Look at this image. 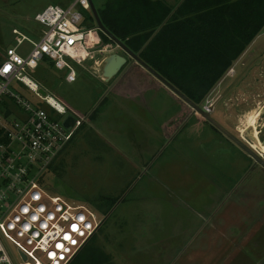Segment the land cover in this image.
<instances>
[{
	"label": "rangeland",
	"instance_id": "obj_1",
	"mask_svg": "<svg viewBox=\"0 0 264 264\" xmlns=\"http://www.w3.org/2000/svg\"><path fill=\"white\" fill-rule=\"evenodd\" d=\"M74 1L0 0V62L15 40L13 29L38 40L44 27L36 15ZM165 1L177 8L184 0ZM93 2L99 9L114 0ZM83 14L90 27L92 11ZM263 33L252 45L264 44ZM104 35H97L99 48L125 55ZM96 59L74 64L73 83L51 65L36 74L49 93L87 119L43 181L99 216L101 228L88 248L110 264H264V168L200 115L186 118L193 109L137 63L106 83L100 63L93 69ZM232 81L227 73L204 105ZM243 93L218 103L212 117L264 157V101L255 97L260 91ZM86 138L100 140L97 150L86 148Z\"/></svg>",
	"mask_w": 264,
	"mask_h": 264
},
{
	"label": "built area",
	"instance_id": "obj_2",
	"mask_svg": "<svg viewBox=\"0 0 264 264\" xmlns=\"http://www.w3.org/2000/svg\"><path fill=\"white\" fill-rule=\"evenodd\" d=\"M83 11H91L90 0H75L67 8L49 5L35 17L44 27L40 39L13 29L15 40L0 63V264H70L102 225L91 207L41 183L87 119L49 93L36 71L51 64L73 83L74 64L83 67L97 55L94 69L109 52L97 45V26L83 25ZM204 107L211 113L214 102ZM67 115L76 118L70 131L63 126Z\"/></svg>",
	"mask_w": 264,
	"mask_h": 264
},
{
	"label": "trees",
	"instance_id": "obj_3",
	"mask_svg": "<svg viewBox=\"0 0 264 264\" xmlns=\"http://www.w3.org/2000/svg\"><path fill=\"white\" fill-rule=\"evenodd\" d=\"M97 10L111 33L202 106L264 30V0H184L177 8L165 0H114ZM94 26L92 19L90 27ZM103 37L113 44L107 36ZM98 114L96 108L89 118L94 121ZM84 127L83 124L70 144ZM41 183L57 194L44 184L43 177ZM96 237L97 234L91 241ZM88 244L70 264H110L100 252L90 250Z\"/></svg>",
	"mask_w": 264,
	"mask_h": 264
},
{
	"label": "water",
	"instance_id": "obj_4",
	"mask_svg": "<svg viewBox=\"0 0 264 264\" xmlns=\"http://www.w3.org/2000/svg\"><path fill=\"white\" fill-rule=\"evenodd\" d=\"M90 5L97 28L125 52V55L120 53H109L102 58L100 62V67L102 68V79L106 83H111L112 81L117 79L121 75V73L123 75L132 63H137L148 73L154 76L159 82H161L167 89H169L176 96H178V98L188 104L194 110V112L200 114V116H202L206 121H208L213 127L219 130L234 144H236L245 153H247L254 160L255 165H260L262 168H264V157L260 153H258L253 147L246 143L242 138H239L230 131H228L225 127H223L218 121H216L212 117L210 112L206 111L205 109L194 103L177 87H175L172 83H170L167 79H165L161 74H159L156 70L150 67L147 63H145L139 57L138 54L134 53L124 42L118 39L105 27L93 0H90ZM40 92L43 95H46V92L43 89H41ZM213 108L214 107H212L211 110H213ZM75 124L76 118L72 115H67L63 120V126L69 131L73 129Z\"/></svg>",
	"mask_w": 264,
	"mask_h": 264
},
{
	"label": "flooded vegetation",
	"instance_id": "obj_5",
	"mask_svg": "<svg viewBox=\"0 0 264 264\" xmlns=\"http://www.w3.org/2000/svg\"><path fill=\"white\" fill-rule=\"evenodd\" d=\"M239 64L241 65L240 70L238 69ZM228 75L231 78H233V81L231 82V84H229V86L226 89H224L221 93H219L216 99H214V108L211 112V115L214 112L217 104L220 103L221 101L223 102L226 97L235 98V96L237 97V95L241 93L246 96V93H243L245 91H248L250 93L255 92V90L260 91V93L256 94L255 97H259L260 103L264 101V44L261 46H257L255 43L254 45L249 46L246 49V51L242 54V56L234 63L233 67L229 70ZM216 86H215V89H216ZM197 114L198 113L194 112L193 110V113L188 114L186 118L191 119L194 116L200 115V114L198 115ZM200 117L202 120H205L202 116ZM206 123H209V122L206 121ZM84 144L86 145V148L91 147L92 150H97V147L95 146L100 144V140L96 138H86L84 139ZM70 146H73V144H70ZM87 151H88L87 149H84L82 153L87 152ZM49 187H51L53 191H55L56 193H59L55 185L51 184Z\"/></svg>",
	"mask_w": 264,
	"mask_h": 264
},
{
	"label": "bare ground",
	"instance_id": "obj_6",
	"mask_svg": "<svg viewBox=\"0 0 264 264\" xmlns=\"http://www.w3.org/2000/svg\"><path fill=\"white\" fill-rule=\"evenodd\" d=\"M204 106H205V105L202 106L203 109L205 108ZM248 125H249V124H248ZM248 128H252L251 125H249ZM253 139H254V143H255V145H256L257 147L261 148V143H260V141H259V139H258L256 133H253Z\"/></svg>",
	"mask_w": 264,
	"mask_h": 264
},
{
	"label": "crops",
	"instance_id": "obj_7",
	"mask_svg": "<svg viewBox=\"0 0 264 264\" xmlns=\"http://www.w3.org/2000/svg\"><path fill=\"white\" fill-rule=\"evenodd\" d=\"M135 64L136 63H132L130 66H129V68L125 71V72H129L132 68H133V66H135ZM139 67H141L140 65H138ZM141 69H144V68H142L141 67ZM135 70H136V68H135ZM145 70V69H144ZM146 71V70H145ZM124 72V73H125ZM150 74V73H149ZM151 75V74H150ZM152 76V75H151ZM152 77H154V76H152ZM155 78V77H154ZM156 79V78H155ZM157 80V79H156ZM158 81V80H157ZM261 142V141H260ZM262 143V142H261ZM262 145H264V143H262ZM255 146V145H254ZM256 147V146H255ZM257 148V147H256ZM259 149H261V148H259Z\"/></svg>",
	"mask_w": 264,
	"mask_h": 264
},
{
	"label": "snow or ice",
	"instance_id": "obj_8",
	"mask_svg": "<svg viewBox=\"0 0 264 264\" xmlns=\"http://www.w3.org/2000/svg\"><path fill=\"white\" fill-rule=\"evenodd\" d=\"M73 230L75 231L76 230V228H75V226H73ZM66 239H71L70 237H65ZM73 243H75V241H73ZM60 247H62V246H60ZM53 256H54V254H53Z\"/></svg>",
	"mask_w": 264,
	"mask_h": 264
}]
</instances>
